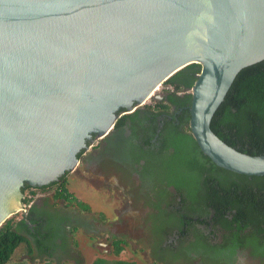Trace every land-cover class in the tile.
I'll use <instances>...</instances> for the list:
<instances>
[{"label": "water", "instance_id": "1", "mask_svg": "<svg viewBox=\"0 0 264 264\" xmlns=\"http://www.w3.org/2000/svg\"><path fill=\"white\" fill-rule=\"evenodd\" d=\"M263 60L264 0H0V226L22 209L24 184L58 182L119 109L133 112L192 64L188 129L199 151L264 176V155L210 129L238 73Z\"/></svg>", "mask_w": 264, "mask_h": 264}, {"label": "flooded vegetation", "instance_id": "2", "mask_svg": "<svg viewBox=\"0 0 264 264\" xmlns=\"http://www.w3.org/2000/svg\"><path fill=\"white\" fill-rule=\"evenodd\" d=\"M193 70L187 66L172 76L178 89L171 86L172 91L154 94L156 98L131 113L119 109L111 131L102 139L92 136L77 154L74 170L58 181L72 172L79 181L116 188L136 215L124 219L125 211L118 210L113 219L104 221L52 195L34 198L16 220V229L30 242L33 258L81 264L79 235L99 252L101 257L96 259L108 262L123 261L111 259L115 242H120L121 252L128 245L137 252L143 247L139 256L144 253L148 264H264V180L224 176L199 159L202 170L197 187L206 191L205 201H182L185 191L179 193L174 186L173 182L190 177L185 163L198 160L190 152L187 131L191 98L187 85L196 79ZM27 186L22 187V203L31 190ZM214 193L218 208L208 199ZM241 213L246 217L235 220Z\"/></svg>", "mask_w": 264, "mask_h": 264}, {"label": "trees", "instance_id": "3", "mask_svg": "<svg viewBox=\"0 0 264 264\" xmlns=\"http://www.w3.org/2000/svg\"><path fill=\"white\" fill-rule=\"evenodd\" d=\"M188 68H193V73L200 72V66L196 64L189 65ZM195 78L187 85L190 89L193 86ZM167 85L179 88V85L171 77L166 81ZM169 106H164L168 108ZM189 119V118H188ZM189 121V120H188ZM187 121V124H188ZM211 131L225 144L234 148L235 150L248 154L251 156L264 155V60L242 69L234 79L224 101L221 103L215 112L211 123ZM188 131V128H187ZM190 152L195 159L198 157L197 163L194 160L189 161L186 165L188 170L187 174L190 175L188 180L183 182H173L174 186L179 193H184L185 199L182 201L190 200L194 204L204 202L207 196L206 191L200 192L197 187L199 172L202 170V164L199 159H203L204 163H210L213 168L220 170L224 176H243L237 175L232 172L216 167L211 161L205 157L198 149L195 141L189 136ZM255 182H261L263 178L253 177ZM65 179L59 184L58 182L52 183L47 187L39 188L42 191L51 190L52 186H56L51 195L54 199H62L68 204H75L82 207L84 211H89L87 205L77 202L72 193L67 190ZM27 188H31L27 186ZM23 193V189H22ZM217 194L214 193L210 196L211 206H217ZM208 197V196H207ZM25 202V201H24ZM23 202V203H24ZM27 202V201H26ZM246 215L241 213L234 218L242 219ZM18 222L7 219L0 226V264H9L14 254L19 248H24L25 254L31 256L32 248L30 242L24 235L17 229ZM123 250L120 242H115L113 246L114 255L118 256ZM39 264H54L52 261H44ZM92 264H131L125 261H112L108 262L104 259H96Z\"/></svg>", "mask_w": 264, "mask_h": 264}, {"label": "rangeland", "instance_id": "4", "mask_svg": "<svg viewBox=\"0 0 264 264\" xmlns=\"http://www.w3.org/2000/svg\"><path fill=\"white\" fill-rule=\"evenodd\" d=\"M166 86L167 84L162 85V87ZM65 181L67 184V190L72 193L73 197H76V199L82 201L84 205H87L89 212L101 217V219L104 221L113 219L114 213L116 214L118 210H121V212L123 210L125 211H123L124 213L121 214L124 219H130V217L136 215V212H133L130 208H128V200L126 197L120 196V194L116 191V188L108 190L98 183L79 181L76 174L72 172L67 177H65ZM36 193H38V197H48L52 192L49 190L42 191L38 189ZM18 215L19 214H15L9 219L16 222ZM78 242L79 252L81 253V264H91L94 259L101 257L97 250L95 251L91 248V242H89L86 238L80 237ZM134 249V246L128 245L125 251L120 252L118 256H112L111 259L117 258L118 260L121 259L131 264H148L149 260L146 258L144 253L143 257L139 256V251L144 250L143 247L140 246V250L138 252ZM40 262L41 260L35 259L33 256L26 255L24 248L21 247L16 251L9 264H39ZM58 264L72 263L61 262Z\"/></svg>", "mask_w": 264, "mask_h": 264}, {"label": "built area", "instance_id": "5", "mask_svg": "<svg viewBox=\"0 0 264 264\" xmlns=\"http://www.w3.org/2000/svg\"><path fill=\"white\" fill-rule=\"evenodd\" d=\"M162 85L163 84L159 85L154 90V92H153V94H152V96L150 98H152L154 96V94L159 93V92L172 91V87L170 85H167L166 87H162ZM36 191H38V189L31 188V190H29L28 192L25 193V202L23 203L22 209L19 212H17L16 214H20V213L26 211V209L31 205L32 200L34 198H38L39 195H38V193H36Z\"/></svg>", "mask_w": 264, "mask_h": 264}, {"label": "crops", "instance_id": "6", "mask_svg": "<svg viewBox=\"0 0 264 264\" xmlns=\"http://www.w3.org/2000/svg\"><path fill=\"white\" fill-rule=\"evenodd\" d=\"M77 237H79L80 238V236L78 235ZM85 238V237H84ZM88 241H89V239L88 238H86ZM89 242H91V241H89Z\"/></svg>", "mask_w": 264, "mask_h": 264}]
</instances>
